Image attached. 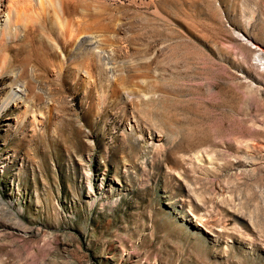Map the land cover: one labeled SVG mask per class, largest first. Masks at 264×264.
<instances>
[{
  "label": "rangeland",
  "instance_id": "obj_1",
  "mask_svg": "<svg viewBox=\"0 0 264 264\" xmlns=\"http://www.w3.org/2000/svg\"><path fill=\"white\" fill-rule=\"evenodd\" d=\"M152 1L0 113V264H264V0Z\"/></svg>",
  "mask_w": 264,
  "mask_h": 264
},
{
  "label": "bare ground",
  "instance_id": "obj_2",
  "mask_svg": "<svg viewBox=\"0 0 264 264\" xmlns=\"http://www.w3.org/2000/svg\"><path fill=\"white\" fill-rule=\"evenodd\" d=\"M127 1L145 9L153 2ZM124 7L122 0H0V78L21 81L26 91L22 98L21 89L11 87L0 97V113L12 100L25 101L22 105L31 111L30 87L48 70L58 81L73 68L74 79L82 76L89 84L103 80L111 85L118 66L135 62L128 49L121 56L123 50L116 43L126 26L121 17ZM150 12L164 17L156 6Z\"/></svg>",
  "mask_w": 264,
  "mask_h": 264
}]
</instances>
